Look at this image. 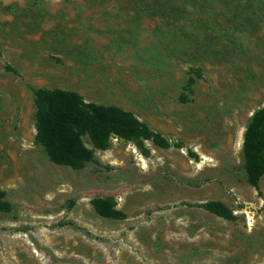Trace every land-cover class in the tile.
Instances as JSON below:
<instances>
[{"label":"rangeland","instance_id":"rangeland-1","mask_svg":"<svg viewBox=\"0 0 264 264\" xmlns=\"http://www.w3.org/2000/svg\"><path fill=\"white\" fill-rule=\"evenodd\" d=\"M39 88L120 107L169 146L86 133L94 161L56 164ZM263 107L264 0H0V264H264V172L254 186L243 165Z\"/></svg>","mask_w":264,"mask_h":264},{"label":"trees","instance_id":"trees-1","mask_svg":"<svg viewBox=\"0 0 264 264\" xmlns=\"http://www.w3.org/2000/svg\"><path fill=\"white\" fill-rule=\"evenodd\" d=\"M35 104L36 142L48 159L59 165L79 169L94 161V150L82 141L86 133L97 148H106L111 136L132 141L144 155L149 154L146 140L169 146L164 137L140 123L132 113L117 106L85 101L73 90L39 88L35 91ZM243 156L246 179L257 186L264 172V107L255 111L246 125ZM94 203L98 207L100 201ZM201 206L225 218L234 217L219 202L208 201ZM7 210L9 203L0 190V211Z\"/></svg>","mask_w":264,"mask_h":264}]
</instances>
